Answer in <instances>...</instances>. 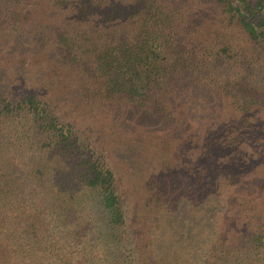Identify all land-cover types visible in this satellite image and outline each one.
<instances>
[{
    "label": "trees",
    "instance_id": "trees-1",
    "mask_svg": "<svg viewBox=\"0 0 264 264\" xmlns=\"http://www.w3.org/2000/svg\"><path fill=\"white\" fill-rule=\"evenodd\" d=\"M1 52L33 75H43L46 55L55 56L50 77L77 80V99L101 102L111 113L127 105L176 135L187 118L177 116L175 102L167 103L170 89L187 103L217 99L229 111L197 120L205 148L193 151L197 164L225 163L209 144L233 149L242 136L235 128L264 105V0H0ZM2 61L0 264L182 263L161 251L169 238L145 221L153 204L177 202L178 185L192 190L191 171L182 170L171 184L166 176L147 181L152 207L145 209V226L130 223L122 179L105 153L43 95L10 86ZM251 200L249 214L264 212L260 200ZM175 211L168 208L165 217ZM205 247L208 256L185 264H264V226L210 239ZM149 250L158 253L145 257Z\"/></svg>",
    "mask_w": 264,
    "mask_h": 264
},
{
    "label": "rangeland",
    "instance_id": "rangeland-1",
    "mask_svg": "<svg viewBox=\"0 0 264 264\" xmlns=\"http://www.w3.org/2000/svg\"><path fill=\"white\" fill-rule=\"evenodd\" d=\"M13 58L4 52L0 53L4 80L19 91L43 95L62 120L73 124L83 137L90 138L97 151L105 153L118 180L122 179L119 190L126 199L130 223L145 226V209L152 207L147 181L166 176L171 184L177 181L179 174L186 172L182 170L191 171L192 190H184L178 185L180 196L177 202L172 205L166 198L168 202H164L165 205L153 204V213L145 221L159 228L162 239L169 238L167 244H162L161 251H170L173 257L182 262L180 264L190 263L192 258L208 256L210 250L205 245L210 239H229L233 235L246 233L248 226H264V212L255 209L258 213L249 214L247 206L253 196L264 206V105L247 114V125L242 127L240 123L235 128L242 136L235 142L233 149L218 150L217 146L209 144L211 153L216 155L214 157L223 156L225 163L218 165L210 160L197 164L192 156L193 151L195 154L205 151L201 128L196 126L197 120L207 122L213 116L229 111L225 104L220 109L217 99L202 105L193 98V101L189 99V104L180 96H174L177 90L170 89L167 103L175 102L178 105L177 116L180 119L184 116L187 118L185 125L180 127L181 134L176 135L163 122H152L136 110L127 109V105L121 110L113 109L115 113H111L110 110L103 112L100 109L101 102L85 103L77 99L72 89L77 85V80L66 76L61 79L50 77L49 72L55 74L52 70L54 67L50 66L55 56L46 55L47 68H43V75H33L27 69L20 72L19 65H13ZM213 106L217 109L211 111ZM181 111L182 115L179 114ZM205 112L208 118H205ZM195 140L197 142H193ZM235 163L237 167L234 168ZM198 166V173L195 174L193 169ZM172 173H175L173 178L170 177ZM251 177L254 178L253 185L247 181ZM148 201L146 207L142 206ZM175 207L173 217L166 218L165 211L168 208L174 211ZM148 253L151 255L158 251H146L145 257Z\"/></svg>",
    "mask_w": 264,
    "mask_h": 264
}]
</instances>
